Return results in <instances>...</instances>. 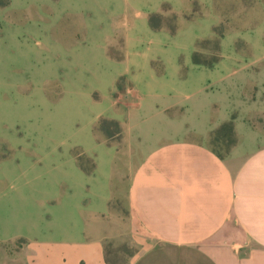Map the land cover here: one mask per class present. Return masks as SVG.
I'll use <instances>...</instances> for the list:
<instances>
[{"label": "rangeland", "instance_id": "374dc122", "mask_svg": "<svg viewBox=\"0 0 264 264\" xmlns=\"http://www.w3.org/2000/svg\"><path fill=\"white\" fill-rule=\"evenodd\" d=\"M139 106L221 157L236 122L264 142V0H0V264H29L45 168L88 171L89 136L120 149Z\"/></svg>", "mask_w": 264, "mask_h": 264}, {"label": "crops", "instance_id": "0c3cea01", "mask_svg": "<svg viewBox=\"0 0 264 264\" xmlns=\"http://www.w3.org/2000/svg\"><path fill=\"white\" fill-rule=\"evenodd\" d=\"M129 112L120 149L89 136L88 171L45 168L35 205L48 214L29 210L28 263L264 264L259 136L236 122V143L221 157L201 141L148 133L144 106ZM108 244L128 253L112 263Z\"/></svg>", "mask_w": 264, "mask_h": 264}]
</instances>
